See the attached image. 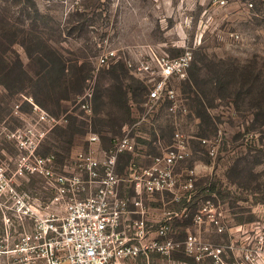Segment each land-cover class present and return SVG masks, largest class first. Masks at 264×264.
I'll list each match as a JSON object with an SVG mask.
<instances>
[{
	"label": "rangeland",
	"instance_id": "obj_1",
	"mask_svg": "<svg viewBox=\"0 0 264 264\" xmlns=\"http://www.w3.org/2000/svg\"><path fill=\"white\" fill-rule=\"evenodd\" d=\"M218 1L0 0V165L10 175L12 160L21 154L16 137H30L32 128L45 134L38 153L55 155L61 164L86 148L91 132L99 133L107 145L144 114L140 104L131 115L121 110V90L129 104L131 99L145 100L147 88L126 66L98 70L95 59L105 47L137 45H155L177 56L183 50L174 45L185 43L193 48L194 61L188 79L176 81L175 87L189 112L172 116L160 111L156 127L143 125L138 131L153 155L159 154L154 141L170 145L175 132L181 131L190 137L193 154L179 172L207 166L198 178L199 193L189 218L176 227V238L182 240L184 231L190 230L206 244L227 246L237 226L264 235V118L256 120L254 88L257 77L264 83V0H227L224 6ZM58 59L65 62L69 77L87 76L76 82L69 100H60L66 90L53 71ZM89 82L95 88L91 114L77 105ZM28 99L61 124L52 128L38 124ZM200 139L210 144L205 146ZM209 146L215 148V156ZM127 162L124 159L123 166ZM18 186L48 203L52 198L40 177L21 178ZM7 198L0 197V236ZM207 202L223 212L225 233L194 224L198 206ZM185 223L186 230L181 227ZM16 234L13 230L9 248ZM9 262L10 256L0 255V264ZM153 263L171 264L159 257Z\"/></svg>",
	"mask_w": 264,
	"mask_h": 264
},
{
	"label": "built area",
	"instance_id": "obj_2",
	"mask_svg": "<svg viewBox=\"0 0 264 264\" xmlns=\"http://www.w3.org/2000/svg\"><path fill=\"white\" fill-rule=\"evenodd\" d=\"M174 47L183 52L171 56L155 45L105 47L95 59L98 70L123 63L147 88L146 99L140 103L143 117L124 127L122 135L111 137L107 145L99 133L91 132L86 148L61 164L55 155L38 153L44 133L32 128L28 131L31 138L15 136L21 154L12 160L14 170L9 175L0 165V197L7 196L9 203L8 214L1 209L0 255L10 256L9 264H128L140 260L154 264L155 257L171 264H264V235L244 232L242 226L233 228L236 233L230 235L227 246L206 244L190 230L184 231L182 240L176 238V227L189 218L199 193L198 178L207 166L179 172L193 154L190 137L181 131L175 132L170 145H163L161 139L154 141L157 155L148 153L141 141L147 139L138 133L143 125L156 127L160 111L172 116L189 112L175 82L188 79L193 48L185 43ZM89 83L77 102L87 114L93 111L95 96L94 84ZM28 102L34 106L38 124L51 128L61 124L33 99ZM130 106L134 112L139 104L131 100ZM214 149L210 147L212 156ZM127 158L122 170V160ZM33 176L42 178L45 190L51 191L49 203L19 189V179ZM193 222L199 227L210 225L219 234L228 229L223 212L210 202L198 206ZM13 230L16 240L9 248ZM4 246L7 250L1 251ZM181 255L185 258L176 260Z\"/></svg>",
	"mask_w": 264,
	"mask_h": 264
},
{
	"label": "trees",
	"instance_id": "obj_3",
	"mask_svg": "<svg viewBox=\"0 0 264 264\" xmlns=\"http://www.w3.org/2000/svg\"><path fill=\"white\" fill-rule=\"evenodd\" d=\"M120 65H123L125 67V65L123 63H119ZM117 64V65H119ZM114 65L111 68L117 66ZM55 66L53 69V71L56 74V78L58 80V82L60 81V85L66 90V94L64 95V97L60 98V100H69L68 98L70 97V94L72 93L73 89H74V85L76 84V82L79 84L83 81H85L87 79V76H82L79 75L77 77V79H74V77H69V75H67L66 71H67V67L65 65V62L60 59H58V63H55ZM254 88H255V99L257 101L256 104V113H255V117L256 120L258 121L261 118H264V83H262V81L260 80V78H256V80L254 81ZM240 84H243L242 82H239ZM79 87V86H78ZM81 89V87H80ZM121 94V95H120ZM119 94V98H118V103L119 106L121 108V110L125 111L127 114H133L132 108L130 106V103L128 104V101L125 99L126 94L122 92H120ZM130 95H133V93H130ZM147 95V94H146ZM35 102H37V104H39L40 106L43 105V102L36 96H33ZM133 100L135 103L140 104L141 102H143L144 100H135V99H131ZM130 100V101H131ZM261 100V101H260ZM57 158V157H56ZM70 157L67 159L69 160ZM58 161V159H57ZM181 227L184 228V230H186V228H188V223L182 224ZM185 234V233H184ZM181 259V257H180ZM176 260H179V258L177 257Z\"/></svg>",
	"mask_w": 264,
	"mask_h": 264
},
{
	"label": "crops",
	"instance_id": "obj_4",
	"mask_svg": "<svg viewBox=\"0 0 264 264\" xmlns=\"http://www.w3.org/2000/svg\"><path fill=\"white\" fill-rule=\"evenodd\" d=\"M190 1H193V0H190ZM128 159V158H127ZM128 163V162H127ZM122 166H121V169L123 170L124 169V166H123V160H122ZM154 206H156V207H158L156 204L154 205ZM159 207H160V205H159ZM141 262H144L143 260H140Z\"/></svg>",
	"mask_w": 264,
	"mask_h": 264
}]
</instances>
